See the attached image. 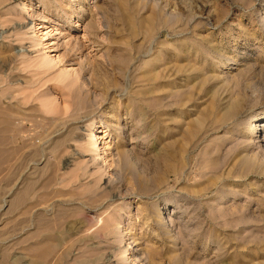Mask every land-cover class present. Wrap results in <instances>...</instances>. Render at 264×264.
Returning <instances> with one entry per match:
<instances>
[{"label": "rangeland", "instance_id": "1", "mask_svg": "<svg viewBox=\"0 0 264 264\" xmlns=\"http://www.w3.org/2000/svg\"><path fill=\"white\" fill-rule=\"evenodd\" d=\"M59 1L42 22L81 37ZM83 2L87 37L49 38L83 67L64 80L15 53L48 50L43 16L0 0V264H264V0ZM106 102L121 127L103 165L85 128Z\"/></svg>", "mask_w": 264, "mask_h": 264}, {"label": "bare ground", "instance_id": "2", "mask_svg": "<svg viewBox=\"0 0 264 264\" xmlns=\"http://www.w3.org/2000/svg\"><path fill=\"white\" fill-rule=\"evenodd\" d=\"M19 1V4L22 6V7H19V8H23L25 10V12H27V9L32 11L31 15H40V16H43V20H41V22L35 24L36 27H34L37 31L41 29V32L39 35H36L37 38H38V41H39V44L42 45L41 49L43 48H47L48 50L45 52V53H42V54H37V55H33V56H28L27 53H26V49L23 47V46H20L19 48H17L16 50V55L19 56V57H22L23 60H27L29 62V64H31V66H33L35 69L37 70H42L44 71L45 73H48L50 70H52L53 68H59L60 71L56 74H54L56 77L60 78V79H66L67 77L69 76H73V75H79V72L78 70H82L83 67L81 65H76L74 66L76 63L70 59L67 60V59H64L63 55L61 54H58V53H49V52H52V51H56L57 50V47L58 45L60 44H54V42H51V40L49 38L51 37H54V34H60V36H63L67 38V40L70 41L71 40H74V43L75 44H78V42L80 40H82L84 37H87L86 36V28L90 27L91 23H92V15H90L88 12H87V8L84 7V0H76L77 4H78V12L79 14L77 15V20L75 21V25L74 26H77V25H82V36L79 37L78 35H70L69 32H62L61 29L59 30L58 28H55V27H50V26H47L45 25L42 21H55L51 15H43L42 13L45 12V11H49V12H52V8L56 9L59 5H60V1L59 0H37L38 4H37V7H39L37 10H33L34 8L33 7V1L34 0H24V2H22V0H18ZM70 1V0H69ZM72 1V0H71ZM17 2V1H16ZM7 3V2H6ZM3 4V3H2ZM17 4V3H16ZM9 4H7L6 6H8ZM62 5V4H61ZM60 5V7H61ZM18 7H16L18 9ZM68 8V7H67ZM9 9L11 8H8V12H11L9 11ZM65 9V8H64ZM22 11V10H21ZM34 11V12H33ZM16 12V11H15ZM23 12V11H22ZM2 13V12H1ZM0 13V14H1ZM20 13V12H19ZM3 14V13H2ZM13 14V13H12ZM15 14V13H14ZM17 14H18V11H17ZM11 15V14H10ZM24 15V14H23ZM88 16V18L86 20H84L83 23H79V19L82 20L85 16ZM22 16V14H21ZM33 17V16H32ZM37 17V16H36ZM33 19V18H32ZM81 22V21H80ZM34 24V23H32ZM34 25V26H35ZM46 26V27H45ZM23 27V20H17V21H14L12 22L11 24V28L13 30L14 33H16L15 31H20ZM43 28H45V31H43ZM6 31V30H5ZM35 31V30H34ZM26 32V31H25ZM3 33H4V30L1 31L0 33V37H3ZM36 34H38V32H36ZM80 35V34H79ZM10 36V35H9ZM31 38V37H30ZM57 39V38H56ZM88 40V39H86ZM67 41V42H68ZM2 42V41H1ZM94 42V41H92ZM56 43V42H55ZM81 44V43H80ZM90 44V43H89ZM1 45V44H0ZM67 45V44H66ZM14 47V46H13ZM86 47V46H85ZM92 47V46H91ZM151 47V46H149ZM16 48V47H15ZM83 48V47H82ZM81 48V49H82ZM74 50V49H73ZM80 50V49H79ZM32 51V50H31ZM36 51V50H35ZM77 52V51H76ZM82 52V51H80ZM79 52V53H80ZM10 53V52H9ZM150 53H153L152 52V48H149V51L148 53L145 55L146 57L149 56ZM76 54V53H75ZM151 55V54H150ZM12 60V59H11ZM25 60V61H26ZM13 62V61H12ZM133 63V62H132ZM74 64V65H73ZM222 64V63H221ZM131 66V65H129ZM214 71V70H213ZM51 72V71H50ZM129 78V75L127 76V79ZM79 80V79H78ZM13 83V82H12ZM21 85V83H19ZM4 85V84H3ZM147 87V86H146ZM148 88V87H147ZM129 90L128 86L125 87V92H127ZM115 93V92H114ZM112 109V106L110 105V103H105L103 109H102V112L104 114V119L102 120V122L98 125V127L92 131L89 127L85 128V135H86V141L88 143V145L91 147V151L93 152V158H100L103 162V165H104V162H106V155H107V152H106V149H110V144H108V141L109 140H106V136L109 134V132H107V130H109V127H111L113 129V131L115 132V134L117 133L118 135V132H117V129H120L121 127V123L118 122V118L116 117L115 118V115H114V110H111ZM101 114V113H100ZM260 120V119H259ZM116 122V123H115ZM92 126V125H91ZM256 126V123H254L251 127H249V132H247V137L249 138H253L254 136L256 137V139L259 137V135H257V130L255 128ZM259 129V128H258ZM8 127L7 126H4V128H2V133L4 134V140L3 141H6L7 137L5 133H7L8 131ZM254 140V139H253ZM262 140V139H261ZM132 141V139L130 140ZM131 151V150H130ZM2 152V151H1ZM192 152V151H191ZM82 155H84L83 152L81 151H75L73 156H75V158L77 157H81ZM1 156L3 158L2 160V163L5 164V162L8 160V155H7V152L6 151H3L1 153ZM134 156V155H133ZM132 156V157H133ZM183 157V156H182ZM184 158V157H183ZM98 159V160H100ZM42 161L45 160V157L44 158H41ZM185 160V159H184ZM40 161V159H39ZM186 161V160H185ZM72 162V161H71ZM183 162V160H182ZM67 163V162H66ZM35 164V163H33ZM69 164V163H68ZM67 164V165H68ZM41 165V164H40ZM46 165V164H45ZM8 168V164L6 163L4 168ZM31 167V166H30ZM6 168V169H7ZM187 168V167H186ZM185 169V168H184ZM170 171V170H169ZM175 174H179V172H175ZM183 174V173H182ZM181 174V175H182ZM20 178V177H19ZM175 180H176V177H175ZM18 181V180H17ZM181 181V180H180ZM18 182H16L15 185H17ZM158 188V187H157ZM170 188V187H169ZM168 186H166L164 188L165 192L169 189ZM16 189V188H15ZM12 190H14V188H12ZM12 190L10 191L11 194L12 193ZM9 192V195L10 194ZM14 192V191H13ZM170 192V191H169ZM157 193V192H156ZM8 194V193H7ZM134 196V195H133ZM141 197V196H140ZM120 198V197H119ZM138 198V197H137ZM113 199V198H112ZM5 202H7V200H4ZM146 202V201H145ZM127 204H130V202L127 200L126 201ZM126 205V204H125ZM130 206L127 205L126 208H129ZM124 210V209H123ZM147 206L145 204H143L142 201H140V199H137L136 201V207H135V216L137 215L136 218L141 217L142 221H143V227L145 228L147 226V223L149 221L148 217H147ZM126 211V210H125ZM124 211V212H125ZM159 212V211H158ZM126 213V212H125ZM127 215V214H126ZM149 215V214H148ZM177 215V214H176ZM105 218V217H104ZM167 218V219H166ZM180 218V217H179ZM100 219V218H99ZM172 218L167 215V216H163L162 213L160 214L159 218H158V222H159V225L161 226L162 230L166 233H171V229L169 228V223L172 224L173 221H170ZM111 220V219H110ZM120 221V220H119ZM100 222V221H99ZM141 222V221H140ZM121 223V222H120ZM149 226V225H148ZM157 228V227H156ZM120 230V229H119ZM157 230V229H156ZM158 231V230H157ZM147 232V231H146ZM159 232V231H158ZM153 234V233H152ZM172 235V234H171ZM48 238V237H47ZM58 241V240H57ZM125 249H132L131 245H128L127 248ZM50 252V251H49ZM132 256V255H131ZM143 256V255H142ZM52 258L54 259V257L52 256ZM131 258V257H130ZM53 262V260H52ZM59 262V261H58ZM52 264V263H50ZM60 264V263H59ZM135 264V263H134Z\"/></svg>", "mask_w": 264, "mask_h": 264}]
</instances>
